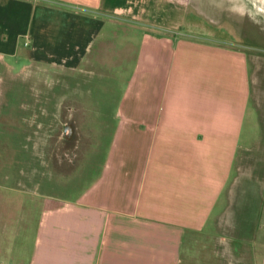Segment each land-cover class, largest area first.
Wrapping results in <instances>:
<instances>
[{"label": "crops", "instance_id": "crops-1", "mask_svg": "<svg viewBox=\"0 0 264 264\" xmlns=\"http://www.w3.org/2000/svg\"><path fill=\"white\" fill-rule=\"evenodd\" d=\"M173 2L11 0L28 7L25 31L16 39H37L29 27L37 7L61 12L66 21L94 23L88 33L94 39L110 23L143 31L137 44L127 43L124 52L135 56L126 55L121 96L108 119L96 114L91 153L76 170L95 172L72 198L43 207L28 264H264V252H235L255 250L254 237L245 247L235 242L228 253V241L213 232L216 216L230 207L253 224L255 237L264 236V138L252 120L246 122L256 99L258 54L143 26L149 11ZM11 14L18 22L19 14ZM5 38L0 33L7 45L0 50L3 61L20 49L17 40ZM65 42L70 47L72 40ZM111 42L102 41L99 53H113ZM37 44L25 50L26 59L39 50L52 53L46 41ZM78 45L75 40L64 64L82 61Z\"/></svg>", "mask_w": 264, "mask_h": 264}, {"label": "rangeland", "instance_id": "rangeland-1", "mask_svg": "<svg viewBox=\"0 0 264 264\" xmlns=\"http://www.w3.org/2000/svg\"><path fill=\"white\" fill-rule=\"evenodd\" d=\"M175 1L174 5L164 3L149 11L151 20L143 26L149 31L173 28L258 54L259 68L252 90L256 99L249 102L250 120L246 122L252 120L258 137L264 138V2L193 0V4L183 5L184 0ZM0 7L4 12L1 35L9 43L17 40L20 44L16 53H5L4 61L0 59V264H28L43 207L57 204L58 197L72 198L95 172L76 170L91 153L90 129L96 126V114L103 113L107 118L121 96L130 62L126 55L135 56L134 50L124 52L127 43L137 44L143 31L122 25L112 29L110 23L111 28L99 31L101 35L94 39L95 35L88 34L94 23L66 21L61 12L37 7L29 22L37 39L23 35L16 39V34L25 31L22 17L28 7L11 4V0H0ZM11 13L19 14L18 22ZM26 39L28 44L24 45ZM65 40H72L70 47ZM75 40L79 52L85 54L84 62L64 64L62 58L69 56ZM105 40L114 44L113 53H99ZM41 41H46L52 53L44 55L39 50L26 59L25 50ZM5 48L7 45L0 43V50ZM46 194L57 197L44 201ZM230 209L216 216L214 235L228 241V253L233 252L235 242L245 247L253 237L259 244L255 250L247 246L248 250L235 252L263 253L264 236L255 237L253 224L243 222L241 215Z\"/></svg>", "mask_w": 264, "mask_h": 264}, {"label": "bare ground", "instance_id": "bare-ground-1", "mask_svg": "<svg viewBox=\"0 0 264 264\" xmlns=\"http://www.w3.org/2000/svg\"><path fill=\"white\" fill-rule=\"evenodd\" d=\"M254 1H256V2H261V1L264 2V0H254ZM206 11H207V10H206Z\"/></svg>", "mask_w": 264, "mask_h": 264}]
</instances>
